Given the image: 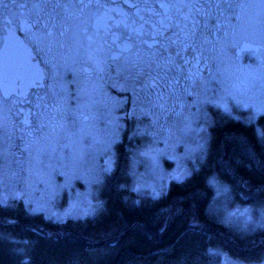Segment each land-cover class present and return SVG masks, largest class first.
Segmentation results:
<instances>
[{"label":"snow or ice","instance_id":"6c2138e0","mask_svg":"<svg viewBox=\"0 0 264 264\" xmlns=\"http://www.w3.org/2000/svg\"><path fill=\"white\" fill-rule=\"evenodd\" d=\"M241 40L245 47L249 41L264 45V0H0V186L8 187L11 181L27 186L45 161L54 157L72 164L83 159L95 120V89L90 85L106 77L122 81L131 93L132 114L150 117L149 127L169 138L193 131L201 96L214 81L221 83V64ZM33 49L45 54L42 67L33 63ZM61 70L72 72V82L77 84L74 106L68 104ZM260 83L264 89V77ZM250 87L255 88V82ZM242 106L252 107L253 115L264 113V103ZM225 112L231 116L227 108ZM196 131L203 133L194 148L198 155L192 169H181L172 177L178 184L191 179L211 153L207 128L200 124ZM148 134L156 136L157 131ZM228 139L234 147L227 160L220 156L223 166L243 164L238 150L249 161L244 167L264 170V133H260L259 156L243 135ZM149 151L142 155L148 156ZM208 183L218 195L230 191L215 176ZM242 183L252 187L248 181ZM148 187L137 183L133 190L139 193ZM255 190L264 192V184ZM163 194V187L149 193L152 199ZM10 198L23 200L28 216L41 211L23 190L17 194L13 188ZM194 199V193L177 196L171 208V214L186 219L189 228L200 224L189 203ZM8 200L0 197V210L10 207ZM95 204L83 215L96 216L103 202ZM258 211L254 218L250 209L237 208L227 212L223 222L239 216L245 225L264 229V201ZM119 228V221L101 222L95 236L103 240ZM187 230L154 255L166 258L178 252L174 264H199L194 250L184 243ZM0 238L11 245L31 244L11 234ZM207 252L219 254L213 248Z\"/></svg>","mask_w":264,"mask_h":264},{"label":"trees","instance_id":"16d2710c","mask_svg":"<svg viewBox=\"0 0 264 264\" xmlns=\"http://www.w3.org/2000/svg\"><path fill=\"white\" fill-rule=\"evenodd\" d=\"M210 124L211 153L206 159L208 173L216 176L230 188L231 201L244 206H258L264 201V192L256 191L264 184V170L249 163L238 150L236 155L243 164L233 163L227 169L220 163V156L227 160L234 145L228 137L240 134L247 138L258 156L261 152L260 133H264V113L250 123L242 118L226 116L214 111ZM126 128L115 145V162L99 186L103 207L97 215L56 219L39 211L31 216L23 212V201L9 202L10 207L0 210V236L9 234L23 243L11 245L0 238V264H174L178 252L166 258L154 255L157 249L172 244L184 229V243L198 257L199 264H226V257L262 258L264 256V229L232 226L223 222L209 206L210 190L201 176L178 184L172 180L164 194L152 199L148 193L133 190L130 157L134 143ZM227 152V155L224 153ZM242 181H248L251 188ZM195 194L189 203L199 214L198 228H189L186 219H176L171 214L177 196ZM139 201V203H135ZM16 220V224L7 221ZM119 221L120 228L106 239L99 240L95 233L100 223ZM23 247L24 253L14 249ZM218 249V255H209L207 249ZM101 250V251H98Z\"/></svg>","mask_w":264,"mask_h":264},{"label":"rangeland","instance_id":"374dc122","mask_svg":"<svg viewBox=\"0 0 264 264\" xmlns=\"http://www.w3.org/2000/svg\"><path fill=\"white\" fill-rule=\"evenodd\" d=\"M253 11L258 13L259 9ZM243 42L241 40L236 47L229 49L228 56L221 64L223 70V75L219 77L221 83L217 84L214 81L209 91L201 96L199 121L193 125V131L172 138L159 133L158 130L149 127L150 117L140 116L139 113L132 114L131 93L124 90L121 80L107 77L97 80L90 85L95 89L93 100L96 104L93 138L87 141L89 146L85 149L83 159L76 164L59 157L46 160L45 167L37 170V174L31 178L27 186H17L15 181H11L8 187L0 186V197H9L8 203L17 201L10 198L15 188L17 194L23 190L25 196L47 216L56 219L86 216L83 214L96 207V200H100L99 186L105 174L113 167L115 145L126 128L129 129L128 135L134 140L130 157L133 188L139 183L150 186L142 188L140 193L149 194L152 188L163 187L165 190L169 183L175 180L172 177L181 169L193 168L198 155L194 148L198 143V135L203 134H198L196 128L203 124L210 137L214 111L229 116L228 112H225L227 108L231 116L247 121L250 116L253 117L251 120L253 121L259 115H253L252 107L245 108L242 105L264 103V89L260 83L264 77V45L249 41L255 47L242 49ZM44 56V53L40 56L41 62ZM61 71L68 91V104L74 106L77 84L72 82L73 73ZM253 82L256 84L255 88L250 87ZM195 111L193 109V112ZM152 131H157V135L148 134ZM145 151H149L148 156L142 155ZM205 164L206 162L199 164V170L189 180L195 176L202 177V182H205L210 190L209 206L212 211L224 221L227 212L237 208L240 210L248 208L251 215L257 218L260 207L239 205L231 201L229 193L217 194L216 187L208 183L214 175L208 173ZM228 224L247 230L254 228L253 225H245L244 218L239 216L233 217ZM225 261L226 264H264V256L260 259L227 256Z\"/></svg>","mask_w":264,"mask_h":264},{"label":"flooded vegetation","instance_id":"af4514ba","mask_svg":"<svg viewBox=\"0 0 264 264\" xmlns=\"http://www.w3.org/2000/svg\"><path fill=\"white\" fill-rule=\"evenodd\" d=\"M17 36H19L21 39H23V35L21 33L17 32ZM42 54H43V52H40L39 50H36V49H33L31 52V55L33 57V61H37L38 64L41 65V67L43 66L41 63V57H40Z\"/></svg>","mask_w":264,"mask_h":264},{"label":"water","instance_id":"95a60500","mask_svg":"<svg viewBox=\"0 0 264 264\" xmlns=\"http://www.w3.org/2000/svg\"><path fill=\"white\" fill-rule=\"evenodd\" d=\"M254 47H255V45L252 44V43H250V42L248 43V46L247 47H245L244 42L241 44V48L242 49H251V48H254ZM33 63L38 64L37 61H33Z\"/></svg>","mask_w":264,"mask_h":264}]
</instances>
